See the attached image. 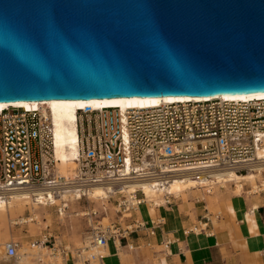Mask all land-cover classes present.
<instances>
[{"label": "water", "instance_id": "obj_1", "mask_svg": "<svg viewBox=\"0 0 264 264\" xmlns=\"http://www.w3.org/2000/svg\"><path fill=\"white\" fill-rule=\"evenodd\" d=\"M264 91V0H0V102Z\"/></svg>", "mask_w": 264, "mask_h": 264}, {"label": "built area", "instance_id": "obj_2", "mask_svg": "<svg viewBox=\"0 0 264 264\" xmlns=\"http://www.w3.org/2000/svg\"><path fill=\"white\" fill-rule=\"evenodd\" d=\"M77 115L78 153L75 174L69 177L56 171L51 123L40 108L0 110V198L17 190L36 198L34 190L41 189L42 204L59 211L67 208L60 195L73 194V199L82 203L81 215L91 219L84 232L98 249L107 239L119 240L126 232L143 230L152 235L161 219L143 221L130 214L128 224L121 226L117 221L102 226L100 215L104 210L90 206L87 197L91 185L147 180L156 189L182 170H193L192 176L198 178L208 167L225 166L239 173L264 166V154L256 153L264 144V98L160 102L127 108L123 113L115 107H99L77 109ZM257 192L264 197V176ZM162 196L166 204L176 199L168 191ZM129 198L115 199L114 212L133 211L144 202L138 188ZM199 221L205 225L198 231L212 235L204 213L192 223L197 226ZM47 240L43 236L42 243ZM37 241L39 238L31 242ZM168 243L169 239L164 240L163 248ZM3 247L6 255H14V242L6 240ZM101 257L98 250L88 256L97 264Z\"/></svg>", "mask_w": 264, "mask_h": 264}, {"label": "bare ground", "instance_id": "obj_3", "mask_svg": "<svg viewBox=\"0 0 264 264\" xmlns=\"http://www.w3.org/2000/svg\"><path fill=\"white\" fill-rule=\"evenodd\" d=\"M212 97L235 100L264 98V91L245 94H221L214 96L163 95L152 97L133 96L91 99H48L8 103L0 102V110L9 107H23L25 109L40 108V110L47 115L51 123L56 171L63 176L70 177L75 174L74 159L78 153L76 133V121L78 119L77 109L85 110L97 109L99 107H115V110L123 113L125 109L132 107H148L157 105L160 102L201 100ZM256 153L258 155L264 154V144L261 146V149L256 150ZM203 172L208 173V175H204L205 173L203 174ZM192 174L193 170H182L181 172H177L171 177L166 185L162 188L158 187L156 189H154L147 180H124L120 182L119 185L115 186L95 183L91 185L87 191V197L94 209L102 208L104 210V213L100 216L102 219L100 222L103 226L109 224H106L108 221V212H114L116 209V205L114 207V205L108 200V197H116V199L119 200L121 196H124L127 200H130V192L135 191L137 188L141 192L144 202L138 204L134 208L132 213H134L136 217H139V215L145 217L144 208L147 209L148 213H152L153 210L156 209L164 214L169 207L163 200L162 193L164 191H168L173 196L180 199V201H185L189 207L192 206L193 202L203 203V209L207 213L214 211V206L217 208L227 207L226 205L230 204V196H243L247 199L251 198V200L248 201L246 209L247 218L251 215L252 211H255L257 203L259 202L260 194L257 191L261 188L264 176V166L239 173L233 171L232 168L225 166L208 167L202 169V174L198 178H194ZM203 184L207 185L202 186ZM206 189H208L207 192H205ZM34 195L36 198H33V196L27 191L17 190L12 191L9 196L4 199L0 198V264H65L64 259L66 255L64 257L62 256L65 252H61L62 255L55 254L49 246L46 245V248H44L40 243L38 245L28 246L25 241L20 238V244L11 238L12 242L17 246V249L19 247L18 252L16 249L12 256H8L4 253V239L7 238L8 234L9 237H12L10 230L12 224L24 223L26 227L37 229L36 231H39L41 227H45L46 225V221H44L45 218L48 220L51 217L63 223L71 222L73 220L77 221L80 216H82V212L78 209L76 200L73 199V194L60 195V198L65 200L67 208L64 210L59 208V211H57L55 207L56 214H54L51 209L53 205L42 204L41 198H39L42 195L41 189H35ZM255 195L257 197H255ZM53 202L57 203L58 199H53ZM175 206L177 205L175 204ZM227 211L233 212L231 204L228 206ZM132 213L131 211H122V215L118 216V218L121 219ZM205 215L208 217V220L215 223V217L211 215L209 216L206 213ZM86 221L87 224H91L90 217H86ZM198 223L197 226L193 224L189 228L193 230V233H197L199 228L204 227L205 225L203 221H199ZM171 226H173L172 223ZM31 235L37 234L32 233ZM70 237V240L67 238L70 243H66L63 246L65 249L67 248L73 256L74 264H97L96 259L93 260L88 258V256L95 250H98L103 255L104 253L108 254L109 245L116 247L118 255L126 260L125 264H132L127 263L132 257L131 254L124 253L120 249L117 239H107L106 244L98 249L90 242V239L85 232L84 234H72ZM69 244H72V246ZM54 251L56 252V248H54ZM69 262L70 261H66V263ZM154 263L159 264L158 258H155Z\"/></svg>", "mask_w": 264, "mask_h": 264}, {"label": "crops", "instance_id": "obj_4", "mask_svg": "<svg viewBox=\"0 0 264 264\" xmlns=\"http://www.w3.org/2000/svg\"><path fill=\"white\" fill-rule=\"evenodd\" d=\"M260 195L255 211L248 218L246 209L251 198L230 196L233 212L222 209L215 217V224L207 222L212 235L184 231L192 218L188 210L192 209L193 218L197 219L204 212L203 203L193 202L190 208L185 201L173 199L164 214L156 209L145 217H136L133 213L143 221L161 219L152 235L144 234L143 230L126 232L118 244L124 253L131 254L127 263L132 264H155V258L159 264H264V197ZM166 239L169 243L163 248L162 242ZM155 244L161 247H152ZM108 249L109 253L102 254L98 264H125L116 247L109 245Z\"/></svg>", "mask_w": 264, "mask_h": 264}, {"label": "rangeland", "instance_id": "obj_5", "mask_svg": "<svg viewBox=\"0 0 264 264\" xmlns=\"http://www.w3.org/2000/svg\"><path fill=\"white\" fill-rule=\"evenodd\" d=\"M255 197H257V196L255 195ZM115 199H116V197L115 198L112 197V196L108 197V200L111 202L112 205H114V207H115V202H114ZM174 200L177 201V202L180 201V199H178V198H176ZM76 204L78 206V209L80 210V207L82 206V203L76 202ZM89 204L91 206V202ZM171 204H173V201H171V203L167 204V205H171ZM226 206L227 207H225V208H217V207L214 206L213 207L214 211H211V212H208V213L203 209V211H204L203 213L204 214L206 213L209 216L211 215L213 217H216V215L219 214L220 210H222V209L227 210V208H228V206H230V204H228ZM51 209H52L53 213L56 214L55 207L52 206ZM143 210L145 212V215L148 214L147 209L144 208ZM189 210L188 211H189V213H190L192 218H191V222L184 227L186 229L190 228L193 225L192 222L196 221V219L193 218L192 209H189ZM132 212L133 211H131V213ZM102 214L103 213H101V215ZM132 214L130 215L131 217H132ZM120 215H122V214H119L117 212H110V213L108 212V221L106 222V224L107 223L110 224V222H117L118 221L120 223V225L122 226V225L128 224L130 222L129 221V219H130L129 216H125L126 218L123 217V218L120 219V218H118V216H120ZM100 220H102L101 217H100ZM44 221H46V225H45V227H41L39 231H36L37 229L26 227L24 223L12 224V227H10L11 234H12L11 236L12 237H9V234H8L7 238L4 239V242L6 240H8V239L11 240V238H12L14 241H16L18 244H20V242H21L19 240V238H20V239H23L25 241L26 245H28V246L38 245L40 243L44 248H46V245L49 246L53 250V252L55 254L62 255L61 252L62 253L65 252V254L62 255L63 257L66 255L65 259H64V263H66V261H70V262L74 261L73 256L70 254V252L68 251L67 248H66L67 250L65 249V247L63 245L66 244V243H70L69 240L71 239L70 236L72 234H74V235L81 234V233L84 234L85 229L88 227V224H87V221H86V217L80 216V218L77 221L73 220L71 222H63V223H61L60 221L55 220V219H53L51 217L48 220L45 218ZM77 222H79V223H77ZM215 223H216V221H215ZM69 224H70V226H69ZM167 224H169V223H167ZM102 226H103V224H102ZM71 228H72V230H71ZM169 229H171V228H169ZM32 233L33 234H37V235H31ZM26 235H28V236H26ZM43 236H47V239H48L45 244H43L42 241H41ZM33 238H39V241H37L35 243H32L31 241H33ZM67 238H69V240ZM69 245L72 246V244H69ZM152 247H161V246L155 244ZM54 248H56V252L54 251ZM58 248H59V250H58ZM16 249H17V246L15 247V251H16ZM156 249H158V248H156ZM18 250H19V247L17 249V252H18ZM154 261H155V259H154Z\"/></svg>", "mask_w": 264, "mask_h": 264}]
</instances>
